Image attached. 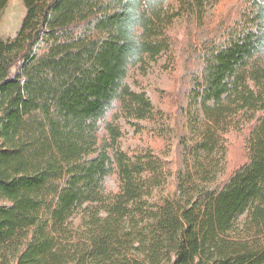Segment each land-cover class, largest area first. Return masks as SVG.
I'll return each mask as SVG.
<instances>
[{
    "label": "trees",
    "instance_id": "trees-1",
    "mask_svg": "<svg viewBox=\"0 0 264 264\" xmlns=\"http://www.w3.org/2000/svg\"><path fill=\"white\" fill-rule=\"evenodd\" d=\"M23 3L0 37V264H264V0Z\"/></svg>",
    "mask_w": 264,
    "mask_h": 264
},
{
    "label": "rangeland",
    "instance_id": "rangeland-1",
    "mask_svg": "<svg viewBox=\"0 0 264 264\" xmlns=\"http://www.w3.org/2000/svg\"><path fill=\"white\" fill-rule=\"evenodd\" d=\"M237 2L238 0H229V5L226 7L220 6L221 8L220 10L225 9L229 6H232L236 4ZM24 11H25V7H24L23 0H8L6 2L0 14V37H3V38L7 36L13 37L16 34V31L19 27ZM177 31L179 33L178 45H179L180 53H181V60L183 61L185 60L184 57L186 55L185 48H186L187 38L185 35H183V31L181 28H178ZM179 71L183 72L184 66H181ZM168 81L172 82V80L168 76V73H164L159 76H152L151 77V89L148 90L149 95L155 98V96H157V94H155V91L159 92L160 87H163L169 90L171 86L167 85ZM159 93H160V96L163 95V92H159ZM128 135H130V133H128ZM128 141H132L130 137L128 138ZM241 141H242V137L238 134L228 135V143H229L228 158H229V163L232 165H236L242 160L243 154L241 153V147H240ZM168 158L175 160L174 147L170 155L168 156ZM113 185H114L113 178L107 177L106 186L113 187Z\"/></svg>",
    "mask_w": 264,
    "mask_h": 264
}]
</instances>
